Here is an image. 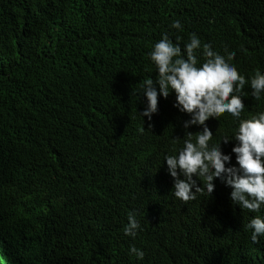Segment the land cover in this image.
I'll list each match as a JSON object with an SVG mask.
<instances>
[{
	"label": "trees",
	"instance_id": "1",
	"mask_svg": "<svg viewBox=\"0 0 264 264\" xmlns=\"http://www.w3.org/2000/svg\"><path fill=\"white\" fill-rule=\"evenodd\" d=\"M162 33L182 50L192 33L234 50L245 75L264 69V0H0V264H167L178 260L161 252L174 248L264 264L262 236L183 243L154 221L169 188L162 157L189 118L174 92L158 96L151 121L139 113ZM244 99L245 114L264 107V95ZM230 115L213 123L215 141L231 134ZM130 210L135 237L123 231Z\"/></svg>",
	"mask_w": 264,
	"mask_h": 264
},
{
	"label": "clouds",
	"instance_id": "2",
	"mask_svg": "<svg viewBox=\"0 0 264 264\" xmlns=\"http://www.w3.org/2000/svg\"><path fill=\"white\" fill-rule=\"evenodd\" d=\"M171 27L182 29L183 24L176 19ZM201 49L203 60L197 54ZM148 55L158 75L141 85L146 98L139 112L142 118L151 121L159 111L158 96L167 98L172 92L173 106L189 115L182 122L184 132L175 154L162 157V175L169 188L167 198L155 209L154 221L183 243H193L190 237L204 233H221L218 242L229 247L224 232L229 239L244 238L248 245L260 243L264 237V107L245 114L244 97L259 100L264 95V69L245 75L231 63L234 50L222 54L210 43L202 44L196 33L183 50L162 33ZM225 112L234 121L232 132L215 141L213 123ZM127 220L123 231L135 237L141 225L134 210ZM129 253L140 260L145 255L135 245ZM161 256L178 260L167 264H222L175 248L162 251Z\"/></svg>",
	"mask_w": 264,
	"mask_h": 264
}]
</instances>
